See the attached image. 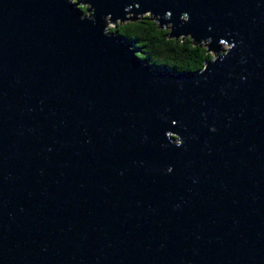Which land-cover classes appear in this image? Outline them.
Instances as JSON below:
<instances>
[{
	"label": "water",
	"instance_id": "95a60500",
	"mask_svg": "<svg viewBox=\"0 0 264 264\" xmlns=\"http://www.w3.org/2000/svg\"><path fill=\"white\" fill-rule=\"evenodd\" d=\"M0 264H264V0H0Z\"/></svg>",
	"mask_w": 264,
	"mask_h": 264
},
{
	"label": "trees",
	"instance_id": "16d2710c",
	"mask_svg": "<svg viewBox=\"0 0 264 264\" xmlns=\"http://www.w3.org/2000/svg\"><path fill=\"white\" fill-rule=\"evenodd\" d=\"M84 12L86 6H82ZM136 50L137 54L157 69L198 71L213 57L207 43L193 41L191 37L174 38L167 27L160 26L150 15H144L109 27Z\"/></svg>",
	"mask_w": 264,
	"mask_h": 264
},
{
	"label": "rangeland",
	"instance_id": "374dc122",
	"mask_svg": "<svg viewBox=\"0 0 264 264\" xmlns=\"http://www.w3.org/2000/svg\"><path fill=\"white\" fill-rule=\"evenodd\" d=\"M85 15H90V12L89 11H86L85 12ZM111 26H113V23L112 22H109L108 31H109V27H111ZM164 27H166V26H164Z\"/></svg>",
	"mask_w": 264,
	"mask_h": 264
}]
</instances>
